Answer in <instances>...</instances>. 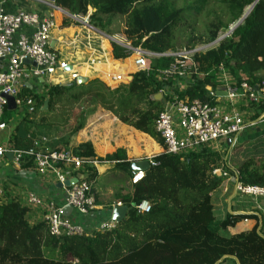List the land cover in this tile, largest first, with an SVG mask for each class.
<instances>
[{"label": "trees", "instance_id": "16d2710c", "mask_svg": "<svg viewBox=\"0 0 264 264\" xmlns=\"http://www.w3.org/2000/svg\"><path fill=\"white\" fill-rule=\"evenodd\" d=\"M219 2L227 8L229 20L219 18L211 24L206 37H198L193 26L208 0H196L182 7L174 0H55L57 8L72 16L86 17L91 9L88 24L108 36H114L115 18L124 19L123 34L131 47L150 54L216 45L195 54L197 71L205 77H196L183 90L179 89L181 80L174 85L172 79H159L160 73L174 62L173 57L151 59L148 69H139L130 59L131 52L112 42V58L130 65L124 74L127 84L112 90L106 80L96 77L71 87L51 84L41 93L28 86L22 89L19 108L7 107L3 117L9 124L21 116L11 139L17 149L34 147L35 141L48 137L43 129L52 125L44 115L62 110L61 115L67 116L66 106L72 110L87 99L91 108L80 111L75 133L83 129L89 113L100 106L124 125L155 140L163 152L154 157L158 165L150 166L144 179L132 186V192L119 198L128 209L127 216L111 232L51 236L46 222L31 225L30 209L6 195L4 204H0V264H220L227 259H236L239 264H264V237L258 232V217L229 214L220 220L212 197L234 174L231 168L243 185L264 188V157H256L253 149L238 146L230 155L227 150L210 147L187 155L165 154L163 140L155 128V121L174 95L214 104L207 97L208 88H218L221 67L237 83L250 82L256 88L264 81V0ZM248 8L252 10L245 20L220 38L246 15ZM62 26H66L65 21ZM178 35L186 38L178 40ZM159 94L161 97L157 98ZM28 100H32V106L27 105ZM47 101V109L43 110ZM255 108L253 119L264 113V100ZM74 154L85 159L98 158L91 143L80 145ZM99 160H126L125 150ZM21 167L33 169V159L23 158ZM218 170L227 176L218 175ZM95 176L96 171L89 174V181ZM142 202L150 204L149 213L137 209Z\"/></svg>", "mask_w": 264, "mask_h": 264}, {"label": "built area", "instance_id": "2783aa9c", "mask_svg": "<svg viewBox=\"0 0 264 264\" xmlns=\"http://www.w3.org/2000/svg\"><path fill=\"white\" fill-rule=\"evenodd\" d=\"M27 1L37 2L50 12L45 14L27 10L11 13L0 6V132L10 131L11 128L3 121L5 109L8 107L7 97L14 98L15 105L19 108L22 103L19 95L25 86L38 85L42 81L41 90H45L51 84L75 82L80 78V74L71 61L63 58L51 46L53 34L58 28L55 12L71 16L73 19L78 17L57 8L49 0ZM103 37L127 48L131 52L130 59L139 69H148V59L173 57L174 62L160 73L159 79L161 81L172 79L174 85L181 80L178 81L181 84L179 85L181 90L186 87V83L193 82L196 77H205L203 73L197 71L193 58L196 53L209 49L208 46L158 55L132 48L124 34ZM25 60H29L30 63H24ZM92 65L97 67V60H93ZM124 74V72L110 71L106 74V81L110 87L125 83ZM263 96L264 81L257 88H254L250 82L237 83L221 67L218 88L216 90L208 88L207 97L214 100V104L189 97L180 99L178 95H174L172 100L166 102L164 111L155 121L156 131L164 143V153L187 155L202 147L219 150L227 140L235 139L236 141L247 127L254 125L250 118L247 119L249 105L258 104ZM27 105L32 106V100H28ZM242 106L247 108L246 111L242 110ZM7 139V146L0 145V160L12 153V161L21 176L42 180L54 179V182L64 189L66 204L91 221L95 220L98 206L88 174L97 171L103 162L98 158H82L69 150H44L38 146V143L28 149H17L11 145V135ZM25 157L33 159V169H22L21 161ZM149 163L150 166L158 165L154 158H151ZM76 173H79L81 177L77 178L75 183L67 185ZM216 173L227 176L220 170ZM144 176L143 172L135 173L131 183L138 184ZM236 193L241 197L264 200V188L261 187L237 183ZM5 197V191L0 188V204H4ZM26 198L30 207L43 208L46 211L43 222H46L50 235L57 238L89 236L94 232H111L117 226L115 222L83 226L66 217L63 209L51 200L31 192L27 193ZM137 209L142 213H149L151 207L148 202H142ZM245 222L247 223L248 220Z\"/></svg>", "mask_w": 264, "mask_h": 264}, {"label": "crops", "instance_id": "0c3cea01", "mask_svg": "<svg viewBox=\"0 0 264 264\" xmlns=\"http://www.w3.org/2000/svg\"><path fill=\"white\" fill-rule=\"evenodd\" d=\"M0 6L5 11L11 13H17L19 11L27 10L37 11L45 14L50 12L41 4L27 0H2L0 2ZM55 15L58 28L53 34L51 46L56 51H58V53H60L62 57L64 56L63 58L67 59L66 56L72 55L71 53L73 52V48H71L70 51L64 53V46L66 45L69 28H65L61 25L63 24V22L61 20L62 18L60 13L56 12ZM104 40L106 41L105 38ZM107 44V55L104 54V57H106V59L101 58L103 56L95 57V55H93L88 60L83 58L81 62L77 61V64L76 62L71 61L72 65H74L75 68L80 69L77 70L80 74V77L86 78L87 81L99 77L104 81L106 80V74L110 71L121 72L116 69V63L121 62L115 61L112 58L113 48L111 42L108 41ZM93 60H97V67L95 65H92ZM1 67L3 66L1 65ZM126 71L127 70L124 69L122 72L125 73ZM42 83L43 82L40 81L38 85H29L28 87L33 89V91H35L36 93H40L41 88L43 87L41 86ZM262 100H264V96L261 97L258 104H261ZM84 101L85 100H82L79 105ZM258 104L256 103L253 105H249L250 111L246 107L242 106L243 111L245 109H247L248 111L247 119L250 118V121H253L254 125L252 127H247L244 133L237 137L236 141L235 139L232 140L234 142L232 149L227 144V142L221 145V147L225 146V148L223 149L228 151V155H230L234 151V148L238 146L243 150L253 149L254 155L256 157H264V113L262 112L258 118L253 119V116L256 114L255 107ZM88 107L89 105L83 108L89 110L91 106L89 107V109ZM46 109L47 108H45V110ZM103 111V109L98 108L95 111L97 112L96 114H94L95 112H88L89 115L86 117V121H84L85 123H87V126H84L85 129L83 128V131L80 130L81 132L76 136L77 138L75 143L70 146V149H67L74 153V150L80 145L91 143L98 159H104L108 155H112L120 149L125 150L126 160H120L119 162H103L96 171V176L91 179L93 192L95 194L97 201L96 203L98 206V212H96L95 220L93 221H91V219H89L88 217L82 216L78 211L74 210L66 204L64 189L60 184L55 183L54 179L47 178L42 180L37 178H30L24 175L21 176L18 168L14 165L12 158H9L7 156L5 159L0 160V188H2L5 191V194L10 198L18 200L21 204L27 206L30 209L28 221L31 225L43 222L46 211L43 208H33L32 206H29L26 198L27 193L29 192L41 196L44 199L53 201L58 207H61L63 209L66 217L82 224L83 226L85 225L90 227L93 223L99 224L114 222V207L123 206L119 198L132 192L133 184L131 183V179L135 174L132 169V165L136 162L149 161L151 158H154L163 152L162 147L155 140L127 125H124L115 116L112 115L113 117H111L110 115L104 114ZM79 114L76 115L75 118L73 117V120H76L77 123ZM20 122L21 116L14 117L9 123L11 127L10 131L8 130L0 132V145L7 146V138L9 137V135H11L12 138V135L15 133V128L20 124ZM45 141L46 138L42 139L41 141H35L34 145L38 143V146L41 149L45 150ZM11 145H13L12 140ZM115 170H123L126 172L128 179L125 186H120L113 183V181H115L114 179H112V182H110V174ZM231 170L233 171L234 169L231 168ZM73 176L74 177H72L73 179L71 180L72 183L73 181H76L77 178L81 177L79 173H76ZM236 184V175L231 174L224 181L223 185L212 194L215 215L220 220H224L229 214L250 215V213H253L252 215L258 217V219L260 220L259 227H261V234L264 235V200L254 199L252 197H241L236 193ZM247 223H249V221ZM220 264H235V260L227 259L225 261H222V263ZM236 264L239 263L236 261Z\"/></svg>", "mask_w": 264, "mask_h": 264}, {"label": "rangeland", "instance_id": "374dc122", "mask_svg": "<svg viewBox=\"0 0 264 264\" xmlns=\"http://www.w3.org/2000/svg\"><path fill=\"white\" fill-rule=\"evenodd\" d=\"M174 1L177 3L178 6L182 7V6L194 3L196 0H174ZM226 9L227 8H225L219 2V0H208L207 6L205 8H203L202 13L196 18V24L193 26V29L196 31L197 36L198 37L199 36H202V37L205 36L206 37V35L208 34V31L211 27V24L216 23L217 20L219 21V18L222 19V21L227 22L229 20L230 15L227 14ZM249 9L250 8H248L246 10V12L247 11L249 12L250 11ZM56 12H55V14H56ZM91 12H92V10L90 9L89 14H91ZM61 18H62L61 19L62 22L65 21V24H66L65 28L66 27L69 28V32L67 34L66 45L64 46V53L70 51V49L73 48V52L71 53L72 55L66 56V58L68 60H70L72 62H76V64H77V61L81 62L83 58L88 60L93 55H95V57L103 56L101 58L106 59V57H104V54L107 55L106 53L108 51V44H107L108 41L106 40L107 41L106 42L104 40L103 36L104 35L108 36L107 34L101 33L100 31L98 32V31L94 30L92 27H90L89 24H86L88 21L87 16L86 17H78V18L73 19L71 16L61 15ZM85 21H86V23H85ZM72 22H75L76 24H71ZM125 26H126L125 20L120 18V17H116L115 21H114V25H113L114 35L121 36L125 31ZM233 27L234 26L231 25V28H233ZM227 33H229V32H226L224 34L221 33L220 38H223ZM184 38H186V37L183 36L182 38H180L179 35L177 37L178 40L184 39ZM216 42H218V41H216ZM214 45H216V43L213 45H208V47H212ZM180 49H183V46L178 48V50H180ZM87 60H85V61H87ZM149 60H151V59H148V61ZM125 63L126 62H123V61L121 63H116V69L118 71H121V72L124 69H127V67H129L130 65L125 64ZM79 67H83V66H79ZM76 70H80V69L76 68ZM123 84H127V83L125 82V83L113 85L110 87V89L115 90L116 88H118L120 85H123ZM42 91H44V90H41V92ZM89 102L90 101L86 99L80 105L78 104V105L73 106L72 110H71V107L69 105L66 106V107H68L67 108V111H68L67 116L61 115L62 110L55 111L56 115H55V113L53 115H51V113L49 115L48 114L44 115L47 118V121L50 122L49 124L52 125V127H45V129H43L46 132H48L47 138L42 137V138H46L44 145H45L47 150H49V151L50 150H62V151L66 150L67 151V149L71 148L70 146L73 143H75V141H76V138H77L76 136L81 131H83L85 129L83 127L84 128L83 130L75 133L74 130L76 129L78 123L76 120H73V117L75 118L76 115L79 114L80 110L83 107H85L87 105H89V107H90ZM89 107H88V109H89ZM98 108H101V107L100 106L96 107L95 111ZM101 109H103V108H101ZM103 110H104L103 111L104 114L110 115L111 117L114 116L113 113H111L105 109H103ZM97 112H95L94 114H96ZM39 116H40V114L37 115V117H39ZM64 117H66V119ZM84 126L86 127L87 123H85ZM126 142H127V140H126ZM223 148H225V146L221 147V149H223ZM110 175H111L110 182H112V179H114L115 181H113V183L118 184L120 186L126 185L128 177H127V174L125 171L115 170Z\"/></svg>", "mask_w": 264, "mask_h": 264}, {"label": "water", "instance_id": "95a60500", "mask_svg": "<svg viewBox=\"0 0 264 264\" xmlns=\"http://www.w3.org/2000/svg\"><path fill=\"white\" fill-rule=\"evenodd\" d=\"M51 3H55V0H49ZM258 1V0H257ZM251 10L252 9H250V11L249 12H247L246 13V15H244V17L233 27V28H231L230 29V31H229V33H227V35L226 36H228L230 33H232L244 20H245V18L249 15V13L251 12ZM225 37V36H224ZM223 37V38H224ZM221 39H219V41H220ZM218 41V42H219ZM24 63H26V64H29L30 63V61L29 60H25L24 61ZM87 82V79L86 78H84V77H80L77 81H75V82H68V83H64V84H62L63 86H65V87H71V86H73V85H75V84H77V85H81V84H84V83H86ZM29 86V85H28ZM220 95H222V93H219ZM161 97V95L159 94L158 96H157V98H160ZM7 99H8V109L9 110H16V105H15V100H14V98H12V97H7ZM47 105H48V101L45 103V106H44V110H45V108H47ZM227 144L230 146V148L232 149L233 148V145H234V142L233 141H231L230 139L229 140H227ZM12 153H10V154H8V157L9 158H12ZM132 169H133V171L135 172V173H138V172H143V173H145L146 171H148L149 169H150V163H149V161H142V162H136V163H134L133 165H132ZM233 173L236 175V182L237 183H240V180H239V177H238V173L236 172V171H234L233 170ZM76 181H73V183H75ZM70 184H72V182H70V183H68L67 185H70ZM72 208V207H71ZM127 211H128V209H127V207H125V206H116V207H114V209H113V221L115 222V223H117V224H119L120 222H122L125 218H126V216H127ZM258 232L259 233H261V227H259L258 228ZM236 260V259H235ZM238 263H239V261L238 260H236Z\"/></svg>", "mask_w": 264, "mask_h": 264}]
</instances>
